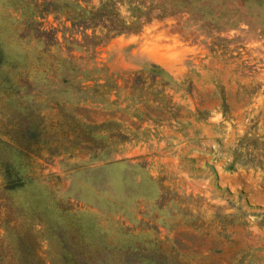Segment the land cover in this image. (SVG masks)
I'll return each mask as SVG.
<instances>
[{"label":"rangeland","instance_id":"374dc122","mask_svg":"<svg viewBox=\"0 0 264 264\" xmlns=\"http://www.w3.org/2000/svg\"><path fill=\"white\" fill-rule=\"evenodd\" d=\"M0 264H264V0H0Z\"/></svg>","mask_w":264,"mask_h":264}]
</instances>
